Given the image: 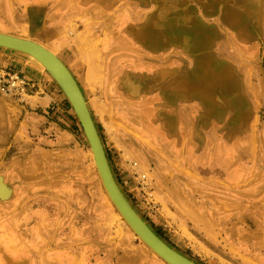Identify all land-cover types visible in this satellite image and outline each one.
<instances>
[{"label": "rangeland", "instance_id": "obj_1", "mask_svg": "<svg viewBox=\"0 0 264 264\" xmlns=\"http://www.w3.org/2000/svg\"><path fill=\"white\" fill-rule=\"evenodd\" d=\"M225 11L257 17L246 38ZM167 22L200 26L201 47L161 40ZM0 32L70 68L119 188L165 243L198 264H264V0H0ZM210 59L213 89L195 74ZM58 94L64 117L0 92V264H166L108 199Z\"/></svg>", "mask_w": 264, "mask_h": 264}, {"label": "water", "instance_id": "obj_2", "mask_svg": "<svg viewBox=\"0 0 264 264\" xmlns=\"http://www.w3.org/2000/svg\"><path fill=\"white\" fill-rule=\"evenodd\" d=\"M0 49H9L30 55L53 78L58 89L65 95L81 126L92 153L93 164L107 197L133 233L167 264H198L165 243L129 203L114 178L103 143L82 90L74 76L58 56L33 40L3 32H0Z\"/></svg>", "mask_w": 264, "mask_h": 264}, {"label": "bare ground", "instance_id": "obj_3", "mask_svg": "<svg viewBox=\"0 0 264 264\" xmlns=\"http://www.w3.org/2000/svg\"><path fill=\"white\" fill-rule=\"evenodd\" d=\"M226 12V17L225 19H227L229 21V23L234 26V28L239 32V36L241 37V39L243 38H246L247 37V33H248V30L247 29V23H250V25H254V23H257V17H254L255 20L252 19V17L250 16L249 18L246 17L245 15H240V14H234L232 13L231 15ZM188 22V21H187ZM174 24V23H173ZM167 25L166 28L162 31L163 34H161L159 36V38H161V40L165 41L166 39L168 40V37L166 36V34L169 32L171 36L172 34H178L181 38H183V41H185V43L188 45H191L193 47H201L200 46V43L199 41L202 40V36H206L204 35V31H202L201 27L200 26H197L195 24H192V25H185L184 22H183V26L182 25H179V26H174V25H170L168 22L165 24ZM143 32H144V39L146 41H152L153 40H156L154 37L152 36H155L157 33H155V31L153 32L152 34V31L149 30V25H145L143 27ZM166 33V34H165ZM165 34V36H164ZM46 48V47H45ZM2 50H5V49H2ZM7 51H12V52H17V53H20V54H23V55H26L28 57H30L31 59H33L34 61H36L33 57H31L30 55H27V54H24V53H21V52H18V51H13V50H9V49H6ZM49 50V49H48ZM53 53V52H52ZM54 54V53H53ZM42 68L43 70L44 67L38 62L36 61ZM206 63H209V66H206L204 65L203 63H200V67L197 63L196 65V68H195V74H199L198 79H202L205 76H207L208 78H211V79H208L209 81L208 82V85H213L212 86V89L214 88V86L218 85L219 86V83H217V81H219L218 78V72H220L221 74L222 73V70L220 69L219 66H217L216 63H214L211 59L208 60V62ZM220 69V70H218ZM46 71V70H45ZM48 74V73H47ZM49 75V74H48ZM50 76V75H49ZM51 77V76H50ZM52 78V77H51ZM225 78V75L224 77L222 78L221 81H226ZM53 79V78H52ZM54 81V80H53ZM200 80H198L197 82H199ZM186 85V84H185ZM191 86H193V84H190ZM198 84H196L197 86ZM207 84H205L206 86ZM211 86H206V88L208 87H211ZM228 87V86H227ZM1 189V187H0ZM1 192V190H0ZM4 192V191H2ZM5 195V194H4ZM109 199V198H108ZM110 204V203H109ZM110 206V205H108ZM121 216V215H120ZM115 217V216H114ZM120 219L119 215L116 214V219ZM113 222V221H112ZM126 223V222H125ZM126 226V225H125ZM128 226V225H127ZM129 227V226H128ZM130 228V227H129ZM125 229H128L127 227ZM123 231V229H122ZM133 232V231H132ZM151 250V249H150ZM152 251V250H151ZM153 252V251H152ZM154 253V252H153ZM155 254V253H154ZM161 259V258H160ZM162 260V259H161ZM163 261V260H162ZM165 262V261H164ZM166 263V262H165ZM167 264V263H166Z\"/></svg>", "mask_w": 264, "mask_h": 264}, {"label": "crops", "instance_id": "obj_4", "mask_svg": "<svg viewBox=\"0 0 264 264\" xmlns=\"http://www.w3.org/2000/svg\"><path fill=\"white\" fill-rule=\"evenodd\" d=\"M37 36L42 37L43 41H47L49 43L52 42L55 37H50L47 33L43 34L42 29L37 32ZM6 66L15 68L16 72H18L19 74L23 73L24 77H26L27 80L31 81L35 86L34 90L29 91L31 94L26 96L32 99V101H30L29 103L30 108H38L42 110H45L47 108L50 111L53 110L51 115L58 114L61 115V117H64V113L66 111L63 107H66V101L62 103L63 98L58 94V88L46 82L49 78L46 77V75L42 71H40L36 66L32 65V63L26 61L21 57L1 51L0 67ZM68 69L70 70L69 67ZM25 104H28L27 100H25ZM57 119L60 120V117L57 116Z\"/></svg>", "mask_w": 264, "mask_h": 264}, {"label": "built area", "instance_id": "obj_5", "mask_svg": "<svg viewBox=\"0 0 264 264\" xmlns=\"http://www.w3.org/2000/svg\"><path fill=\"white\" fill-rule=\"evenodd\" d=\"M35 86L11 67H0V92L23 101Z\"/></svg>", "mask_w": 264, "mask_h": 264}]
</instances>
